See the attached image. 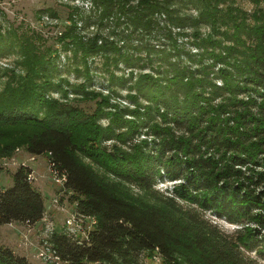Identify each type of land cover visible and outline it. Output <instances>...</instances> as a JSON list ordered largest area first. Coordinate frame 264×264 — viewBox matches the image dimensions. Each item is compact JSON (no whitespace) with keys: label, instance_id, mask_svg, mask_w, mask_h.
<instances>
[{"label":"trees","instance_id":"1","mask_svg":"<svg viewBox=\"0 0 264 264\" xmlns=\"http://www.w3.org/2000/svg\"><path fill=\"white\" fill-rule=\"evenodd\" d=\"M99 3L103 18L114 17L116 24L124 19L132 31L152 30L164 12L170 33L173 24L192 21L173 16L171 5L159 0ZM205 8L197 21L210 23L213 33L197 34L198 57L187 52L191 62L182 63L163 52L161 63L171 67V76L146 73L137 79L145 105L107 111L110 99L101 96L87 113L46 97L56 84L41 63L32 89L9 84L7 96H0V124L30 127L28 151L48 155L53 170L66 177L77 213L96 220L82 238L52 232L48 240L60 260L140 264L143 252H157L166 264H262L264 9L250 18L233 7ZM112 43L106 47L95 39L83 51L118 49ZM117 52L131 63L133 58ZM105 115L107 126L100 122ZM142 135L147 137L135 141ZM109 139L119 143L110 147ZM30 172L19 168L13 184L0 189V225H32L44 217L45 199ZM165 180L173 182L171 190L157 188ZM211 216L237 228L229 232ZM0 264L32 263L0 244Z\"/></svg>","mask_w":264,"mask_h":264},{"label":"rangeland","instance_id":"2","mask_svg":"<svg viewBox=\"0 0 264 264\" xmlns=\"http://www.w3.org/2000/svg\"><path fill=\"white\" fill-rule=\"evenodd\" d=\"M99 1L0 0V44L3 46L0 49V96H7L9 84L17 86L23 83L28 85L27 89H32L35 68L41 63L47 66H44L47 69L44 73L56 84L46 91V97L69 102L92 113L101 96H106L110 99L107 111L115 107L131 110L137 107L138 102L141 105L147 103L136 87V81L142 74H153L161 79L171 76L167 69L171 67L162 66L161 53H171L169 59L183 60L182 63L190 61L187 52L198 57L197 34L204 37L213 33L210 23L197 21L202 20L206 4L223 9L233 7L244 11L250 18L256 11L264 9V0H159L171 5L169 11L173 16H188L197 21L195 25L192 21L183 26L173 24L170 33L165 12L160 14L163 17L160 24L153 26L152 30L132 31L133 28H126L128 24L124 19L116 24L114 17L103 18ZM114 1L128 2V5L139 3V0ZM95 39L106 47L113 42L118 49L110 46L93 55H85L84 48ZM117 50L133 58L131 63L127 64V59L120 58ZM220 65L217 63L215 68ZM94 94L98 96L94 97ZM126 116L130 117L129 114ZM109 119L105 115L100 122L107 126ZM28 129L30 127L17 124H0V189L13 184L14 174L19 168L31 169L29 177L45 199V215L32 225L18 221L0 225V244L27 257L32 264H68L47 249L52 232L79 229L78 235L82 238L86 234L81 230L92 229L94 224L90 218L80 219L77 203L72 200L73 192L66 190L62 181L57 180L48 155L28 151ZM146 137H135V141ZM106 143L111 147L119 141L109 139ZM172 187L173 182L168 180L157 185L163 191ZM211 217L229 232L237 228L224 219ZM68 220L72 221L71 226H68ZM45 250L46 257L40 255ZM261 262L264 264V259ZM140 264L166 262L157 252H143Z\"/></svg>","mask_w":264,"mask_h":264},{"label":"built area","instance_id":"3","mask_svg":"<svg viewBox=\"0 0 264 264\" xmlns=\"http://www.w3.org/2000/svg\"><path fill=\"white\" fill-rule=\"evenodd\" d=\"M53 172H54V174L57 176V180H59V181H62V183H63V185H64V182H65V179H66V177L65 176H61L60 174H58L55 170H53ZM82 217L84 218V216H81V218L80 219H82ZM86 218H90V219H92V221H93V224H95L96 223V220H95V218L94 217H86ZM67 223H68V226H71L72 225V221L71 220H68L67 221ZM94 226V225H93ZM90 229H86V228H84L83 230H81V232H83L84 234H86V236H87V233H88V231H89ZM78 231H79V229H75V231H73V230H69V231H67V232H69V233H72V234H75V235H78ZM48 250L50 251V253L54 256V257H56V258H58L59 260H60V258H59V256H57L56 255V252H55V250L51 247L52 245H50V243H48ZM47 252H46V250L45 251H42L41 253H40V255H42V256H44V257H46L47 255Z\"/></svg>","mask_w":264,"mask_h":264}]
</instances>
